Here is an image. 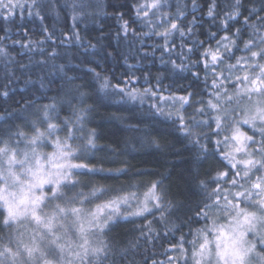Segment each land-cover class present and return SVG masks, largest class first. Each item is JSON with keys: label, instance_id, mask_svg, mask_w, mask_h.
Returning <instances> with one entry per match:
<instances>
[{"label": "snow or ice", "instance_id": "6c2138e0", "mask_svg": "<svg viewBox=\"0 0 264 264\" xmlns=\"http://www.w3.org/2000/svg\"><path fill=\"white\" fill-rule=\"evenodd\" d=\"M65 10L71 35L61 31L60 44L95 52L100 38L84 45L77 28L101 14L96 0H0V21L22 37L12 39L11 28L0 36V105L13 98L12 84H25L15 106H0V264H264V0H114L103 14L119 25L116 39L140 47L131 57L117 53L127 69L119 76L90 67L88 87L69 75L70 61L55 63L57 37L44 21ZM34 20L35 41L25 30ZM141 37L153 40L150 49ZM46 45L33 81L12 51L45 53ZM157 51L162 69L136 75L129 59ZM93 96L147 105L192 153L176 191L170 172L105 166L127 153L100 143L90 126ZM113 118L140 131L139 122ZM145 135L167 148L163 134ZM128 224L121 239L117 230Z\"/></svg>", "mask_w": 264, "mask_h": 264}, {"label": "trees", "instance_id": "16d2710c", "mask_svg": "<svg viewBox=\"0 0 264 264\" xmlns=\"http://www.w3.org/2000/svg\"><path fill=\"white\" fill-rule=\"evenodd\" d=\"M114 0H96V3L100 6L101 14L88 19L85 23L79 24L77 31L83 38V44L87 45L88 41L96 44L97 38H100V44L97 46L95 52L89 49L85 52L83 47L73 42L70 46L66 41L65 44H60L59 38L61 37V31L66 32L69 36L71 32L68 30L72 26V21L70 18V13L65 10L64 12L57 15L56 13H49L48 18L44 21L50 31H54L57 37L55 49L58 52V57L55 60L56 64L68 63V67L71 69L69 75H75L80 77L79 83H83L85 87H88L91 82V73L88 72L90 67H97V71L103 70L109 75L115 73L116 76L124 73L126 65L123 59L117 55V53L128 54L130 57L136 54V49L140 47L138 43L134 40H117L115 33L118 30L119 25L113 19L111 15H104L103 11L111 12V4ZM131 0H121V3H130ZM170 2L175 5L176 0H170ZM183 2V0H181ZM206 2V0H204ZM127 11V9H124ZM171 11L175 12V7L171 8ZM190 11V9H189ZM197 15H200L198 12ZM40 21L34 20L27 22L26 31L28 32L30 38L35 41L42 38L40 33ZM20 24V21H17ZM209 27L207 21H205L203 28L200 29L203 32ZM11 28L12 31L8 32V35L12 39L22 38L18 37L17 33L19 28L13 25H7L3 21H0V36L5 35V29ZM205 39V36H201ZM145 41V47L150 49L153 44V40L146 37H141ZM4 43L8 44L11 48V43L9 40H5ZM104 48L112 52V56L104 55ZM47 51L41 53L39 50H33L32 52H27L20 49L18 46L12 51V55L18 61L30 64L33 69L31 79L36 80V75L38 73V65L36 61L41 59H47V52L52 50L51 45H46ZM160 53L157 51L156 56L149 58L147 60L139 61L138 59H129V63L136 64L138 69H133L136 71V75H142L144 70H149L153 74H156L162 69V65L159 61ZM31 57V61L29 60ZM19 74V73H18ZM43 74V73H41ZM4 70L3 66L0 65V83H3ZM51 78V77H49ZM57 78L58 74H57ZM168 83L171 80L166 81ZM29 87L35 91L39 85L38 83L30 85ZM13 98L8 101L6 105H0L2 107L15 106V102L20 100L21 93L25 89V84L23 78L18 83L12 84ZM39 94L38 92L36 93ZM49 94H54L51 92ZM90 102H94L96 111L92 116V123L90 126L96 127L97 131L101 134L102 139L100 143L102 145L112 144L117 147L118 151L126 152L127 155H121L115 163H106L105 166L119 167L121 162H128L133 171L137 168L149 171V172H170L173 175V180L169 181L168 184L176 191L175 185L178 182V178L181 173H187V170L192 167L191 159L192 153L181 144L175 135H167L170 131L164 123H160L158 117H153L150 115L147 105L143 108L138 107L134 104L120 105L113 103L111 100L104 98L92 97ZM126 109V110H124ZM120 117L124 118L130 123H140V131H129L127 124L122 122L121 119L113 118ZM146 132L160 133L162 135L161 142L167 145L164 151L157 150L155 147L151 146V137L146 136ZM101 158L108 159L105 153L100 154ZM207 167V165L205 166ZM155 177L147 176L144 177L145 181L154 179ZM99 179V178H97ZM103 182V181H101ZM107 183L118 186L119 183H124V181H108ZM181 192L186 190V185L181 183ZM132 228L131 224L122 226L117 230L121 239L125 237V234L129 229ZM163 243V241H161ZM166 246V245H165ZM147 247L151 248V245ZM155 252L158 258L163 259L164 257L160 255L163 252V248L160 244L156 245ZM139 259V257H138Z\"/></svg>", "mask_w": 264, "mask_h": 264}]
</instances>
